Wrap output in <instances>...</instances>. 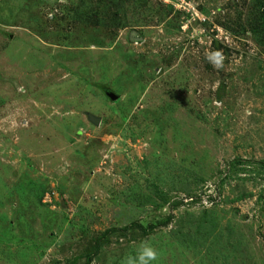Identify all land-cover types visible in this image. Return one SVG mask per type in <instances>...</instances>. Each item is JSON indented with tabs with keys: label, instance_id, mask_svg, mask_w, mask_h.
<instances>
[{
	"label": "rangeland",
	"instance_id": "374dc122",
	"mask_svg": "<svg viewBox=\"0 0 264 264\" xmlns=\"http://www.w3.org/2000/svg\"><path fill=\"white\" fill-rule=\"evenodd\" d=\"M145 242L264 264V0H0V264Z\"/></svg>",
	"mask_w": 264,
	"mask_h": 264
},
{
	"label": "clouds",
	"instance_id": "9594fccd",
	"mask_svg": "<svg viewBox=\"0 0 264 264\" xmlns=\"http://www.w3.org/2000/svg\"><path fill=\"white\" fill-rule=\"evenodd\" d=\"M157 251L146 242L140 246L135 258L130 257L127 264H151L157 258Z\"/></svg>",
	"mask_w": 264,
	"mask_h": 264
},
{
	"label": "water",
	"instance_id": "95a60500",
	"mask_svg": "<svg viewBox=\"0 0 264 264\" xmlns=\"http://www.w3.org/2000/svg\"><path fill=\"white\" fill-rule=\"evenodd\" d=\"M106 93H107L111 98H115V96H116L115 94H113V93L110 92V91H107ZM87 116H88L89 120L92 121L93 123L97 124V123L99 122L98 117L93 116V115H91V114H88Z\"/></svg>",
	"mask_w": 264,
	"mask_h": 264
}]
</instances>
